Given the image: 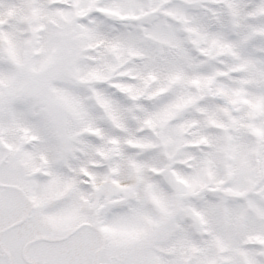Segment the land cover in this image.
<instances>
[{"label": "snow or ice", "instance_id": "snow-or-ice-1", "mask_svg": "<svg viewBox=\"0 0 264 264\" xmlns=\"http://www.w3.org/2000/svg\"><path fill=\"white\" fill-rule=\"evenodd\" d=\"M0 264H264V0H0Z\"/></svg>", "mask_w": 264, "mask_h": 264}]
</instances>
